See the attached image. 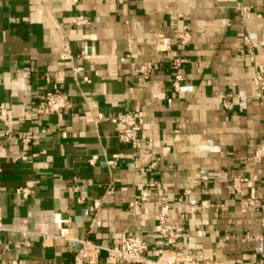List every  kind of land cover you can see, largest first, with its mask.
<instances>
[{
  "label": "crops",
  "instance_id": "1",
  "mask_svg": "<svg viewBox=\"0 0 264 264\" xmlns=\"http://www.w3.org/2000/svg\"><path fill=\"white\" fill-rule=\"evenodd\" d=\"M77 15L90 24L71 26ZM183 25L194 38L180 48L188 61L176 88L170 63ZM246 36L264 41V0H0V264H74L84 241L111 246L134 234L156 260L163 204L181 232L174 250L201 256L199 264H257L262 212L241 214L228 193L234 176H246L264 198V161L255 158L264 106L254 98ZM66 38L72 57L62 59ZM254 54L264 65V51ZM55 86L71 107L44 114L43 96ZM228 94L232 109L223 105ZM125 112L142 117L139 146L123 143L111 121ZM149 137L160 161L137 173L134 156ZM149 181L158 183L151 200L132 212ZM101 259L122 264L106 252Z\"/></svg>",
  "mask_w": 264,
  "mask_h": 264
},
{
  "label": "built area",
  "instance_id": "2",
  "mask_svg": "<svg viewBox=\"0 0 264 264\" xmlns=\"http://www.w3.org/2000/svg\"><path fill=\"white\" fill-rule=\"evenodd\" d=\"M76 2L79 0H75ZM241 13L247 18L250 16V9L244 6H238ZM73 27L82 28L90 24V20L84 15H77L70 20ZM174 37L177 41L179 49L172 59L170 66L176 70L175 87L177 88L182 80H184V73L182 66L188 60L180 54V48L188 46L193 38L194 31L192 26L183 25L180 29L175 30ZM245 45L249 48V52L255 64L254 76V98L264 106V65L261 64L255 57L254 51H264V41H252L249 36L244 38ZM62 59H69L72 57L70 41L66 38L61 46L60 52ZM77 68L75 72L80 71ZM150 70L148 65H143L139 71L146 73ZM233 97L228 94L223 99V105L226 109H232L233 103L229 98ZM239 97V96H238ZM71 107V101L66 93L61 91L58 86L54 90L45 93L41 102V110L44 114H64ZM142 117L138 112H125L114 116L111 121L119 128L120 140L131 146H139L140 135L138 127L141 123ZM9 134L7 131H3ZM20 142L24 151H30L32 145V138L29 134L20 136ZM36 154H25L20 159L28 160L35 157ZM255 158L264 161V140L255 149ZM135 171L137 173H145L148 170H154L159 164V157L155 154L154 140L149 137L147 140V148L145 151L137 152L134 156ZM94 162V158L90 160ZM110 167H113L114 161L108 162ZM158 186L156 181L147 182L135 196L130 204L132 212L138 213L141 204L151 200L153 190ZM17 193L23 197H27L31 190L28 187L17 188ZM228 193L236 196L239 199V207L241 213H246L251 207L257 208L262 212L261 227L264 238V198L260 196V186L255 180L246 176H234L228 188ZM100 202H94L92 209H97ZM158 226L156 229L157 235L161 239L162 247L158 251V258L150 260L145 256L148 250V242L142 235L134 234L130 236H122L117 238L111 246H103L90 241L83 242V248L75 255L74 264H116L115 262L103 261L101 259L102 253L106 252L109 259L122 264H199L201 256H196L192 251L182 252L174 250L173 246L181 237V232L178 228V223L175 222L171 216V207L169 204H163L158 213ZM3 228L0 223V229ZM26 235L27 233L24 232ZM237 264V263H233ZM247 264V263H238ZM257 264H264V257L259 260Z\"/></svg>",
  "mask_w": 264,
  "mask_h": 264
},
{
  "label": "rangeland",
  "instance_id": "3",
  "mask_svg": "<svg viewBox=\"0 0 264 264\" xmlns=\"http://www.w3.org/2000/svg\"><path fill=\"white\" fill-rule=\"evenodd\" d=\"M251 208H254V207H251ZM251 208H250V209H251ZM250 209H249V210H250ZM254 209L259 210V209H257V208H254ZM239 210H240V207H239ZM240 213H241V212H240ZM241 214H245V213H241Z\"/></svg>",
  "mask_w": 264,
  "mask_h": 264
}]
</instances>
